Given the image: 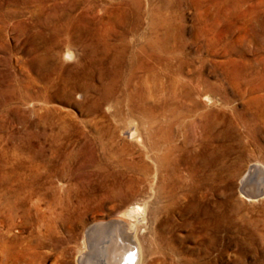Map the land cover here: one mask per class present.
Wrapping results in <instances>:
<instances>
[{"label": "rangeland", "instance_id": "374dc122", "mask_svg": "<svg viewBox=\"0 0 264 264\" xmlns=\"http://www.w3.org/2000/svg\"><path fill=\"white\" fill-rule=\"evenodd\" d=\"M130 125L143 146L126 138ZM102 146L142 154L148 173L116 200L90 178L85 195L64 199L66 222L49 206L70 185L57 168L91 151L105 168ZM167 150L184 187L173 195L144 156ZM255 164L264 168V0H0V176L36 171L35 191L50 192L9 229L0 215V264H77L84 231L134 206L141 264H264V197L238 191Z\"/></svg>", "mask_w": 264, "mask_h": 264}, {"label": "bare ground", "instance_id": "6f19581e", "mask_svg": "<svg viewBox=\"0 0 264 264\" xmlns=\"http://www.w3.org/2000/svg\"><path fill=\"white\" fill-rule=\"evenodd\" d=\"M71 55L72 54L70 51L66 52V57L69 58V57H71ZM124 134L126 135V138L128 140L135 141L139 146H143V142H142L140 132L138 131V128L135 125L128 126L125 129ZM51 139H52V137H51ZM127 147L129 148L130 146L127 145L126 148ZM102 148L107 151V152H105L107 158L106 157L104 158V160L106 161V167L107 168L106 167L105 168H103V167L99 168V167H97V165H94L95 162H97L96 161V159H97L96 155L93 154L94 151H91V153H86V154L80 152L79 155H81V158H83V161L79 162L76 167L70 168L68 166L67 169H64L65 163L63 161V163L61 164V167L57 168V171H56L57 182H59L60 180L67 179V180H69L70 185H68L67 188L64 190V195L62 197L58 196L56 198L57 200L54 199L55 201H53V203H50L49 206L52 205V207H53L52 211L56 214V216H57V207H58L59 217L61 216L63 219H65L66 222L71 221L70 218L73 214L70 212V210L68 208H65V205H66L65 201L66 200L64 201V199L69 198L70 196H72V194L85 195L86 186L88 185L90 178H93V177H96V179L98 178L99 182L102 184V187H105L107 190L108 195L106 197L110 200H116V199H120L121 196L124 195L123 194L124 188H127V186H128L131 189V188H133L134 184L138 183L139 177L137 175H138L140 169H141V171L143 169L144 172L148 173L147 166L140 165L141 158L143 157L142 154L140 156H138V160H139L138 161V160H136V158L132 154H127V156H128L127 157V156L123 155L124 153L120 154V153H117L115 151L111 153V151H108L110 149L108 147L102 146ZM93 150H94V148H93ZM146 152L144 153L145 158L150 160V163H152V165H153L152 167H153V179H154V181L156 180L157 183H164V184L167 181V179H168V181H172L174 183V184H172L173 189L171 188L172 195L175 193V189H177V191L178 190L182 191V189L184 188L183 184L180 182L178 183V180H177V178H179V176H181V175H176L177 169H176V167L173 166L174 161L171 159V153H170L171 150L165 151V154L163 156L161 154H157L158 156L154 155L152 158L150 156H148V154ZM52 155H53V153H52ZM211 155H212V152H211ZM74 157H75V155L69 156V158L67 160L75 159ZM213 158H215V155L205 157L204 161L201 164V169H202L201 172L203 170H207V171L211 170V168L214 166V163H215V159H213ZM36 161H37V159H36ZM162 161H163V163H165L164 166H163V164H161ZM157 163H159V164H157ZM98 164H99V162H98ZM112 165H113V168H117V169L110 168ZM89 166H90L91 170L88 171L86 168ZM52 170H54V169H52ZM160 170L165 171V174L167 175L166 180L159 177L160 176ZM99 172H100V174H99ZM196 172L192 171V169H190L189 171H188V169H186V173H187L185 175L186 178H188L192 182L196 181L195 185L192 186V189L198 188V184H199V180L197 179ZM199 172H200V170H199ZM39 175L40 174L35 171V172H30L27 175H25V174L22 175L21 173H12V175H11L10 173H5V174H2L0 176V215L5 214V222H6L5 226L7 227V229H9L13 225V221H14L13 219H14V216L17 214L18 210H21V215H20L21 218L27 220L28 217H30L31 205H30V207H27L26 205H27V203L30 204V200L32 199L33 196H38V198L39 197L42 198L41 201H44L46 199V197L48 198V194L50 195V192L46 188H45L46 191L44 193H38L35 191L37 187L39 188V185H42L40 182V176ZM174 176L177 177V178H175L176 181H173ZM232 176L233 175H231L230 178ZM211 179L212 178H210V180ZM12 184H15V187L14 186L11 187L10 185H12ZM4 185H6V186L9 185V187L5 186L6 188H4ZM49 189L53 190L54 186L49 187ZM54 191H56V188ZM60 191L61 190L57 189V194L62 193ZM189 191H191V190H189ZM193 191H195V190H193ZM238 191H239L240 196L242 198L248 200V201H255V200H258L261 198L263 199V197H264V168L258 167L257 164L250 166L239 180ZM3 192H4V194H3ZM103 193H105V192H103ZM3 198H5L4 202H2ZM50 199L52 200V198H50ZM84 200L87 201L86 197L84 198ZM49 210H50V208H49ZM63 214H65V216ZM141 217H142L141 208L139 206H134V207H129V208L125 209L122 213H120V215H118L117 217H115L111 220H108L106 222L98 221L97 223L91 225L83 233V238H82L83 246H82V249L79 250V253H77L78 255L76 257V263L77 264H141V247H140V244L137 240V229H136V223H138L142 219L143 220L145 219L144 217L143 218H141ZM142 222H145V221H142ZM142 222H139V223H142ZM218 222H216V223H218ZM48 223H49V221H48ZM67 224L69 226H71V224H73L74 226H77L78 222L73 221V223H71V224L67 223ZM0 226H2V225H0ZM215 226H217V224ZM6 234H8V233H6ZM15 239H17V238H15ZM2 240H0V250L2 248L6 247L5 241H2ZM31 248L35 249L36 245H33V247H31ZM0 252H3V251H0ZM1 256H3V255H1ZM142 256H143V254H142ZM0 261H2V260H0Z\"/></svg>", "mask_w": 264, "mask_h": 264}]
</instances>
